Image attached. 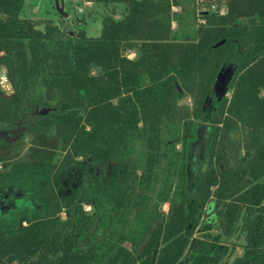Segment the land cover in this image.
<instances>
[{"label":"trees","instance_id":"obj_1","mask_svg":"<svg viewBox=\"0 0 264 264\" xmlns=\"http://www.w3.org/2000/svg\"><path fill=\"white\" fill-rule=\"evenodd\" d=\"M89 1L111 7L96 36L38 27L24 0H0V264H227L208 232L239 220L231 264H264V0L194 11L180 36L178 0ZM58 150L59 165L36 167Z\"/></svg>","mask_w":264,"mask_h":264},{"label":"rangeland","instance_id":"obj_2","mask_svg":"<svg viewBox=\"0 0 264 264\" xmlns=\"http://www.w3.org/2000/svg\"><path fill=\"white\" fill-rule=\"evenodd\" d=\"M73 1L74 0H64L63 11L67 13V16L62 17L56 11L55 0H24L23 15L36 20L38 22V27H42L43 21L47 20L51 21L52 23H56L58 26L66 28L71 32H75L77 29H84L87 35H98L101 29V19L105 14L111 12V7L104 6L100 3L91 2L90 5L85 8V12L83 14H78L74 9ZM178 2L179 4L177 6H173L171 8L172 11L178 14L177 17L171 22V28L173 29V32L176 36H180L183 33L193 32L195 25L199 23V20H196L195 18L194 11L202 9H219L221 13L225 12L224 0H178ZM122 9L123 7L121 4L115 5L113 9V14L115 15L114 17H119L121 15ZM128 56L132 58L134 56V53L129 52ZM233 67L234 61L232 60V58L228 57L222 67L221 74L214 88L215 97L217 99L225 95L229 96L230 91L227 88V81L232 73ZM3 72L4 68L1 67L0 76ZM2 85L5 86V89H8L10 87L8 82H5ZM180 103L189 107V109L192 108V100L190 97H184L180 100ZM211 103L212 100L210 98H206L203 103L202 110L208 112V110L211 108ZM241 135L242 134L237 133L234 138L241 140ZM30 137L31 135L27 133L25 135V138L23 139V142L19 143V145H16L13 148V150L16 153H19L20 156L24 153L26 147L28 146ZM175 147L179 149L180 144H177ZM201 148L202 141L200 143H197L193 149L194 157L192 156L193 161L191 163L194 165L193 170L191 169V179L193 180H195L197 173V167H195L196 164L194 163V160L197 161V155H199L200 151L202 150ZM65 155V151L58 150L52 157V159L42 161L43 164L36 165V167L41 166L45 168L48 163L57 166L62 162ZM20 159V157H16L14 161L18 162ZM200 166L202 165L200 164ZM261 180L264 181V178H262ZM161 208L166 212L168 209V204L164 203L163 205H161ZM220 208L221 207L213 208L211 211L207 212L203 216L202 225L206 224L205 219L211 217V215L217 217V211ZM85 209L89 211L91 207L89 205H86ZM61 217H64L63 213H61ZM208 233L209 235L207 236V238L209 239L212 238L213 235L218 234L219 244L222 247L226 248V255H224L222 263L226 262L227 264H231L233 262V259L242 253L245 239L241 220L236 222L234 228L229 232H225L224 230H222L220 228L219 221H216V223L213 224V227L209 230ZM194 236L197 238H205V233L203 230H201V227H199L195 230Z\"/></svg>","mask_w":264,"mask_h":264},{"label":"built area","instance_id":"obj_3","mask_svg":"<svg viewBox=\"0 0 264 264\" xmlns=\"http://www.w3.org/2000/svg\"><path fill=\"white\" fill-rule=\"evenodd\" d=\"M89 0H74V9L78 14H83L85 12V8L90 5ZM6 77L5 75L0 76V83L4 84L6 82Z\"/></svg>","mask_w":264,"mask_h":264},{"label":"water","instance_id":"obj_4","mask_svg":"<svg viewBox=\"0 0 264 264\" xmlns=\"http://www.w3.org/2000/svg\"><path fill=\"white\" fill-rule=\"evenodd\" d=\"M55 8H56V11L62 15L63 17H66L67 16V13L65 11H63V3L62 2H59L58 0H55ZM218 44V43H217ZM221 70L222 68L220 69V72L218 73V76H217V79H216V82L214 84V88H215V85L218 81V78L221 74ZM8 133L6 131H0V137L3 136V135H7Z\"/></svg>","mask_w":264,"mask_h":264},{"label":"crops","instance_id":"obj_5","mask_svg":"<svg viewBox=\"0 0 264 264\" xmlns=\"http://www.w3.org/2000/svg\"><path fill=\"white\" fill-rule=\"evenodd\" d=\"M59 2L63 3V7H64V0H58ZM115 16V15H114ZM2 75H4V72L2 73Z\"/></svg>","mask_w":264,"mask_h":264},{"label":"flooded vegetation","instance_id":"obj_6","mask_svg":"<svg viewBox=\"0 0 264 264\" xmlns=\"http://www.w3.org/2000/svg\"><path fill=\"white\" fill-rule=\"evenodd\" d=\"M17 130H19V129H16V131H14L13 133L15 134L17 132ZM3 136H7V135H3Z\"/></svg>","mask_w":264,"mask_h":264}]
</instances>
